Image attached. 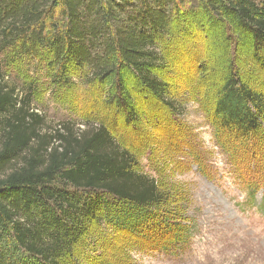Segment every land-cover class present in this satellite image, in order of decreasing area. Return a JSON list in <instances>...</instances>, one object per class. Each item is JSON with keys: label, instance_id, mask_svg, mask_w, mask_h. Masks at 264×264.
Returning a JSON list of instances; mask_svg holds the SVG:
<instances>
[{"label": "trees", "instance_id": "obj_1", "mask_svg": "<svg viewBox=\"0 0 264 264\" xmlns=\"http://www.w3.org/2000/svg\"><path fill=\"white\" fill-rule=\"evenodd\" d=\"M190 1L0 0V57L34 64L57 86L85 73L107 88L108 104L131 123L130 83L163 98L167 85L156 75L165 68L160 45ZM202 1L208 13L249 36L264 71V0ZM2 76L0 264H75L95 224L131 231L157 220L156 211L171 203L169 193L135 168L133 153L106 127L79 133L61 125L42 133L28 93L8 87ZM211 120L227 138L262 145L264 83L251 88L229 71Z\"/></svg>", "mask_w": 264, "mask_h": 264}, {"label": "rangeland", "instance_id": "obj_2", "mask_svg": "<svg viewBox=\"0 0 264 264\" xmlns=\"http://www.w3.org/2000/svg\"><path fill=\"white\" fill-rule=\"evenodd\" d=\"M183 8L160 45L165 68L156 75L166 92L157 98L130 83L131 123L85 73L57 86L34 64L0 57L2 81L28 93L42 133L104 126L171 197L149 227L95 224L75 264H264V143L227 138L211 123L229 71L255 89L263 88L264 71L247 34L208 13L202 0Z\"/></svg>", "mask_w": 264, "mask_h": 264}]
</instances>
